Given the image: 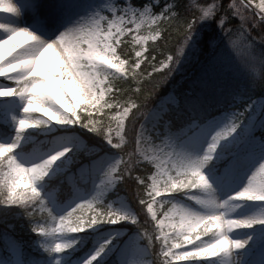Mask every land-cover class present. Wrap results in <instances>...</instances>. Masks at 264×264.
I'll return each mask as SVG.
<instances>
[{"label": "snow or ice", "instance_id": "obj_1", "mask_svg": "<svg viewBox=\"0 0 264 264\" xmlns=\"http://www.w3.org/2000/svg\"><path fill=\"white\" fill-rule=\"evenodd\" d=\"M174 7L180 10L173 11ZM0 12L17 15L20 8L16 0H0ZM237 18L239 23H236ZM205 19L216 21L228 44L241 56L244 65L249 66V58L241 55L242 46L254 48L257 37L253 33L256 30L261 33L260 43L264 44V0L256 5L252 0H232L228 4L203 0L191 6L167 3L158 13L153 11L151 3L142 8L124 4L113 7L110 16L85 20L51 42L39 39L28 28L0 24V28L11 33L7 38L0 39V77L13 82L11 86H0V97L19 96L26 101L24 115L17 119L14 141L0 143V170L8 169L5 178L0 180V191L6 189V196L0 204L24 207L25 214L35 221L33 231L39 234L78 233L98 223L128 220L138 225L162 264L210 260L243 249L248 240L233 239L229 233L237 228L264 224V216L235 217L228 213L238 206L233 205L234 200L264 201V162L248 178L246 186L223 201L212 195L214 189L203 169L216 157L222 141L241 128L255 101L232 115L229 122L210 137L208 133L212 121L205 125L198 117L185 126L175 128L173 119L168 115L170 109L154 104L161 88L180 64L196 25ZM162 24L168 26L161 45L164 51L154 47L152 51L156 54L149 56L145 44L161 36V32L165 31ZM146 28L152 34L141 35ZM173 35L175 43L168 47ZM20 36L26 37L23 44L17 41ZM8 44H11L14 54L6 59L3 49ZM54 49H58L57 62L51 65L43 63L45 55ZM157 55L164 57L158 61L159 67ZM218 59L223 62L225 57L221 54ZM259 59L264 64V50H261ZM142 64L146 65L143 71L140 70ZM116 80L141 86L134 90L120 85L113 88ZM258 86L264 89V72L260 75ZM253 87H257L256 81ZM108 93L111 95L105 99ZM125 96L128 99H117ZM172 103L179 119L181 103L177 98H173ZM186 107L191 111L198 105L186 102ZM149 120L151 123H146ZM52 122L79 124L102 136L119 151V159L107 168L104 167L103 157L81 165L78 171L83 181L91 179L89 172L92 168L99 172L98 191L91 199H82L59 217L52 214L39 184L45 178L56 177L60 171L58 161L66 165L79 162L77 155L69 156L72 146L31 164L21 162L13 151L19 147L27 129ZM260 127L264 129V125ZM193 130L208 139L202 155H195L176 142L178 136L194 134ZM256 131L257 127L249 123L245 135L264 144V139L255 137ZM155 141L159 143H155L150 150L144 148L145 144ZM6 153L10 155L5 158ZM117 184L131 191L138 212L144 214L143 223L136 213L121 212L102 202L103 193ZM196 190L207 193L206 196H191L203 207V211L166 199L174 193ZM168 204L172 207L158 216L155 206L163 210ZM30 205L34 207L30 208ZM45 206H48V218L53 221L51 227L35 216L37 209L43 210ZM149 222L154 225L151 234L146 228ZM75 242L58 241L53 250L63 252ZM157 242L160 245L158 252ZM109 243L110 240L105 241L85 264H92Z\"/></svg>", "mask_w": 264, "mask_h": 264}, {"label": "rangeland", "instance_id": "obj_2", "mask_svg": "<svg viewBox=\"0 0 264 264\" xmlns=\"http://www.w3.org/2000/svg\"><path fill=\"white\" fill-rule=\"evenodd\" d=\"M252 2L253 5H256L259 4L260 0H252ZM16 3L20 8V13L13 15L0 12V24L28 28L39 39L46 42L55 40L62 32L85 20L99 18L101 15L110 16L113 7L123 6L124 4L138 7L131 0H16ZM148 3L152 4L153 11L157 13L167 3L174 5L172 0H151ZM173 11H175V7ZM10 34L7 29L0 28V39L7 38ZM140 34L150 35L152 33L151 30L146 28ZM201 35L202 30L194 36L198 39ZM160 37H157L155 41L150 39L145 44V50L148 55L149 50L156 47L155 43ZM25 40L26 37L24 36L17 37V41L21 44ZM57 51L58 49H54L47 53L42 62L49 65L56 63ZM186 51L187 49H185L184 56L181 58L176 71L161 88L157 98L154 100V104L170 109L168 115L173 119L175 128L185 126L191 123L193 119H196L192 116V113H185L179 119L173 117L174 114L177 115L172 103L173 98L178 100L179 98L172 89L182 79L191 80V84L195 87L192 90L197 93L195 94L197 101L205 100L209 95H212V98H221L224 96L223 93H228L223 86L222 80L232 92L231 94H235L232 99L233 102L225 111L201 122L205 125L209 121L213 122L211 131L208 133L209 137L215 131L224 127L232 115L242 111L246 105L255 101L249 109L248 116L241 128L233 136L227 137L222 141L221 146L217 149L216 157L203 169L214 189L212 195L218 201H223L246 186L248 178L264 162V144L252 136L245 135L246 127L249 123H252L257 127L255 137L264 139V129L260 127L264 125V89L258 86L260 75L264 72V64L260 62V55H258L259 53L255 54L253 48L249 49L246 46H242L241 55L247 56L250 61L249 66H245L241 56L231 48V45L222 36L210 54L198 50L199 56H196L191 51ZM3 52L6 59L10 58V54H14L11 52V44L5 45ZM221 54L225 57L223 62L218 59ZM252 57H255V60H252ZM121 58L124 59V57ZM163 58L162 55H157V67H159L158 61ZM145 67L146 65L142 64L140 70L143 71ZM148 71H151V69L148 68ZM254 81L257 82V87H253ZM12 83L6 77H0V86H11ZM117 85L123 87L126 84L116 80L112 87L115 88ZM129 86L137 88L141 85L131 84ZM109 95L111 93L106 94L105 99H108ZM117 99L122 101L128 99V97H117ZM25 103L26 101L19 96L0 97V143H11L14 141L17 135V119L24 115L23 107ZM196 110H198L197 107ZM37 115L40 114L37 113ZM94 118L101 119V117ZM175 120L179 121L176 125H174ZM146 123H151V120ZM2 127H5L7 132L2 130ZM113 127H115V123H113ZM193 132L194 134L187 137L178 136L176 142L178 146L193 151L195 155H202L208 139L202 137L200 132L195 130ZM146 135H150V133H146ZM194 141L196 143H193ZM155 143H159V141H155L153 144H145L144 148L150 150ZM66 146H72V152L69 153V156L77 155L79 162L66 165L64 162L58 161L57 167L60 171L56 174V177L45 178L39 184L42 195L52 210V214L56 217L65 215L82 199H91L98 191V184L101 179L99 172L92 168L89 172L91 179L83 181L78 171L81 165L88 164L97 157H103L104 167L107 168L108 165L119 159V151L102 136L89 131L79 124H59L56 122L27 129L23 133V140L20 142L19 147L13 151L21 162L31 164ZM8 155L10 154L6 153L5 158ZM7 172L8 169L6 167L0 170V180L5 178ZM53 182L66 183L71 190L70 196L61 201L59 198L61 189L58 185H53ZM117 186L119 184L103 193L102 202L110 204L114 209L121 212L136 213L140 216V219L144 217L143 212H138L137 202L133 199L131 201V191L127 190V192L121 193L117 190ZM2 191L6 192V189ZM25 191L30 192V190ZM192 195L206 196L207 193L201 190L191 193L179 192L166 197V199L196 211H203V207L191 199ZM232 203L238 206L228 213L230 216H264V201L234 200ZM48 206L40 210V222L51 227L53 226V221L51 217L48 218ZM12 207L2 205L0 208L7 209ZM171 207L172 205L168 204L161 210L157 205L155 210L159 216L162 215V211H167ZM45 218L47 219L43 220ZM32 226L30 230L36 234V237L29 240L30 244L35 250L50 254L48 264H85V261L94 255L99 247L108 240L111 243L107 245L104 252L92 264H108L112 259H114L113 264H153L149 245L143 240L145 236L143 237L137 231L132 232L130 228L131 226H136V224L128 220L119 223L102 222L84 231L70 234H39L33 231ZM229 235L233 239H247L248 243L243 249L234 250L228 255L214 257L210 260L186 262V264H264V224L257 223L251 227L237 228L230 232ZM145 239L147 240L146 237ZM7 241V249L11 253V259H0V264H23L21 243L16 242L11 237H8ZM58 241L76 242L63 252H56L53 249ZM77 253H81V255L77 257L75 255Z\"/></svg>", "mask_w": 264, "mask_h": 264}, {"label": "trees", "instance_id": "obj_3", "mask_svg": "<svg viewBox=\"0 0 264 264\" xmlns=\"http://www.w3.org/2000/svg\"><path fill=\"white\" fill-rule=\"evenodd\" d=\"M151 0H131V2L138 7H143L145 4L150 2ZM174 2V5H181V6H191L195 2L202 3L203 0H172ZM207 2L211 3L212 0H207ZM217 2L221 3H231L232 0H217ZM180 9L175 8V11H179ZM236 23H239L238 18L236 19ZM162 28L165 31L161 32V37L155 43L156 47H159L160 51H164V48L161 47L163 38L167 35V24H164ZM202 30V35L198 37L194 36L197 35L198 32H201ZM253 35L257 37V40L255 42L254 46V53H259L258 55L261 56V50H264V44H261L259 41V37L261 33L259 30H256ZM221 36L224 37L223 33L220 30V27L217 25L216 21L214 19H205L204 21H201L200 24L196 25L195 32L193 33L192 39L189 42L188 47L186 48L187 51H191L192 54L199 56L198 50L200 51H205L206 53L210 54L211 51L214 49V46L218 41L221 39ZM196 37V38H194ZM215 41V44L213 43ZM175 43V36L173 35V38L168 42V47H171ZM151 49L149 50V55H155ZM171 54V53H169ZM226 80V79H224ZM214 83V82H213ZM223 86L227 89L228 93L225 92L223 93L224 96L221 98H212V95H209L205 100L202 101H197L195 98V91L192 90L194 87L193 84H191V80L188 79H182L176 83V85L173 87L172 91L178 96L180 103H181V109H182V114L184 115L185 113H192V116L194 118H201V122L205 121V119L210 118L215 116L216 114H219L220 112L225 111L228 106L233 102L232 99L235 96V94H231L232 92L227 88L225 83L223 82ZM131 87L133 90L135 89V86H129V85H123V88H128ZM131 95V94H129ZM135 99V97H133ZM199 100V99H198ZM186 102H193L195 105H198V110H196V107H194L193 110H188L186 107ZM137 103L139 101L137 100ZM177 112V110H176ZM180 115V116H181ZM176 114L173 115V117L176 118ZM179 121L175 120L174 125L178 124ZM2 130L7 132V129L5 127H2ZM264 136V133H263ZM89 141L90 139L87 138ZM91 142V141H90ZM53 185H58V187L61 189L59 193V198L61 201L65 200L67 197L70 196L71 190L70 187L63 182L60 183H55L53 182ZM134 183V182H133ZM134 187V186H133ZM117 190L121 193L127 192V189L122 185L119 184L117 186ZM6 196V192L0 193V200H3ZM130 198V197H129ZM132 201V198H130ZM3 204H0V207ZM5 206V205H4ZM34 207V206H30ZM36 218L40 219V209H37L35 213ZM145 217H141V222H144ZM150 220V217L148 218ZM35 221L28 217L25 214V209L22 206L18 207H12V208H0V259L2 260H10L11 259V254L7 251L5 246H7L8 243V237H11L12 239L16 240L17 242H22V259L24 264H48L50 255L46 252H39L35 250L31 245H30V239L33 237H36V234L30 230V227L33 225ZM153 223L149 222L146 225V228L148 232L151 234L153 231ZM131 231H137L139 232L143 237L144 234L141 231V229L136 226H131ZM144 242L149 245V242L143 238ZM159 242H157L156 245V250L157 252L159 251ZM151 251V257L153 260V264H162L161 261H159L156 256L153 254V249L150 248ZM162 259V257H160ZM114 259H112L108 264H113ZM113 262V263H112Z\"/></svg>", "mask_w": 264, "mask_h": 264}, {"label": "bare ground", "instance_id": "obj_4", "mask_svg": "<svg viewBox=\"0 0 264 264\" xmlns=\"http://www.w3.org/2000/svg\"><path fill=\"white\" fill-rule=\"evenodd\" d=\"M59 36V35H58ZM58 38V37H57ZM150 121V120H149Z\"/></svg>", "mask_w": 264, "mask_h": 264}]
</instances>
